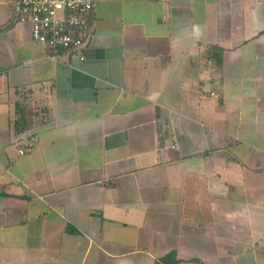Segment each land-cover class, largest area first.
<instances>
[{"label": "crops", "instance_id": "1", "mask_svg": "<svg viewBox=\"0 0 264 264\" xmlns=\"http://www.w3.org/2000/svg\"><path fill=\"white\" fill-rule=\"evenodd\" d=\"M14 4L0 264H264V0H97L81 54Z\"/></svg>", "mask_w": 264, "mask_h": 264}, {"label": "built area", "instance_id": "2", "mask_svg": "<svg viewBox=\"0 0 264 264\" xmlns=\"http://www.w3.org/2000/svg\"><path fill=\"white\" fill-rule=\"evenodd\" d=\"M97 0H16L14 14L31 25L33 38L53 51L81 54L94 31ZM213 95L218 96L216 92ZM20 148L24 153L31 148Z\"/></svg>", "mask_w": 264, "mask_h": 264}, {"label": "trees", "instance_id": "3", "mask_svg": "<svg viewBox=\"0 0 264 264\" xmlns=\"http://www.w3.org/2000/svg\"><path fill=\"white\" fill-rule=\"evenodd\" d=\"M18 108H20V110L15 121L16 127L20 132L28 131L32 128L34 117L36 116L38 111L33 110L32 106L29 107L27 104L23 105L21 103L18 104ZM32 138L27 139L26 143H32Z\"/></svg>", "mask_w": 264, "mask_h": 264}, {"label": "rangeland", "instance_id": "4", "mask_svg": "<svg viewBox=\"0 0 264 264\" xmlns=\"http://www.w3.org/2000/svg\"><path fill=\"white\" fill-rule=\"evenodd\" d=\"M15 5V4H14Z\"/></svg>", "mask_w": 264, "mask_h": 264}]
</instances>
